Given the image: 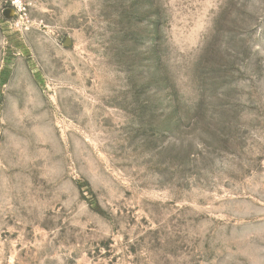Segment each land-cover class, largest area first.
<instances>
[{"label": "rangeland", "instance_id": "1", "mask_svg": "<svg viewBox=\"0 0 264 264\" xmlns=\"http://www.w3.org/2000/svg\"><path fill=\"white\" fill-rule=\"evenodd\" d=\"M0 264H264V0H0Z\"/></svg>", "mask_w": 264, "mask_h": 264}]
</instances>
